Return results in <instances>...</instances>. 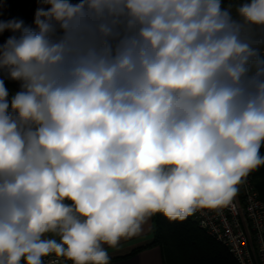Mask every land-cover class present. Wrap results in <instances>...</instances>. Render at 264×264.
I'll use <instances>...</instances> for the list:
<instances>
[{
  "label": "clouds",
  "instance_id": "9594fccd",
  "mask_svg": "<svg viewBox=\"0 0 264 264\" xmlns=\"http://www.w3.org/2000/svg\"><path fill=\"white\" fill-rule=\"evenodd\" d=\"M39 3L35 31L0 22L21 33L0 45L21 82L9 101L0 79V264H109L154 214L229 206L264 166V69L246 81L221 0ZM238 13L264 25V0Z\"/></svg>",
  "mask_w": 264,
  "mask_h": 264
},
{
  "label": "trees",
  "instance_id": "16d2710c",
  "mask_svg": "<svg viewBox=\"0 0 264 264\" xmlns=\"http://www.w3.org/2000/svg\"><path fill=\"white\" fill-rule=\"evenodd\" d=\"M247 2L248 0H221V8L230 13L231 20L238 29V39L255 52L247 65V73L251 78L264 69V25L250 23L239 15L238 9ZM40 6L39 0H0V22L17 20L23 21L24 25ZM13 35L19 37L21 33L11 31L0 33V45ZM8 99L10 101L9 96ZM261 155H264V146L261 148ZM250 175L260 198L264 200V166L254 170ZM238 187L240 190V185ZM153 218L154 238L151 245L161 248L164 264H236L228 250L207 235L190 217L183 221H170L162 214H154ZM143 248H137L125 257Z\"/></svg>",
  "mask_w": 264,
  "mask_h": 264
},
{
  "label": "built area",
  "instance_id": "2783aa9c",
  "mask_svg": "<svg viewBox=\"0 0 264 264\" xmlns=\"http://www.w3.org/2000/svg\"><path fill=\"white\" fill-rule=\"evenodd\" d=\"M189 217L224 246L236 264H264V200L250 174L240 184V190L229 206L198 209ZM44 264L70 262L51 255L44 258Z\"/></svg>",
  "mask_w": 264,
  "mask_h": 264
},
{
  "label": "crops",
  "instance_id": "0c3cea01",
  "mask_svg": "<svg viewBox=\"0 0 264 264\" xmlns=\"http://www.w3.org/2000/svg\"><path fill=\"white\" fill-rule=\"evenodd\" d=\"M79 2L80 0L77 1V3ZM34 18L35 13L31 16L30 20L23 26L35 31L36 26L34 24ZM116 30L119 31L121 34L125 33L126 18L121 17L119 19V22L116 26ZM131 31L134 32L135 29ZM61 36H63V31L59 28V25H57L56 32L51 38L53 40H57ZM247 65H249V62ZM0 79L4 80L5 87L8 88L7 90L9 94H15L21 90V82L9 79L6 70L0 69ZM153 227L154 218L152 215L147 218L145 223L141 226V230L137 235L122 238L115 248H108L107 246H105L109 254V260L111 261V263L109 264H164V258L161 248L157 245H151L154 238ZM140 247L144 248L137 251L131 256L125 257L126 255L130 254L133 250Z\"/></svg>",
  "mask_w": 264,
  "mask_h": 264
},
{
  "label": "rangeland",
  "instance_id": "374dc122",
  "mask_svg": "<svg viewBox=\"0 0 264 264\" xmlns=\"http://www.w3.org/2000/svg\"><path fill=\"white\" fill-rule=\"evenodd\" d=\"M77 1L78 0H71V1H69L70 3H73V4H76L77 3ZM247 78H249V76H248V74H247ZM8 89V88H7ZM10 93H12V92H10ZM8 94H9V92H8ZM14 95V94H9V98H10V100H11V98H12V96Z\"/></svg>",
  "mask_w": 264,
  "mask_h": 264
}]
</instances>
